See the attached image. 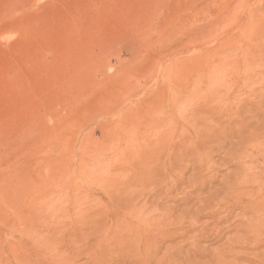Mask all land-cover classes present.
<instances>
[{"label":"rangeland","instance_id":"1","mask_svg":"<svg viewBox=\"0 0 264 264\" xmlns=\"http://www.w3.org/2000/svg\"><path fill=\"white\" fill-rule=\"evenodd\" d=\"M0 264H264V0H0Z\"/></svg>","mask_w":264,"mask_h":264}]
</instances>
